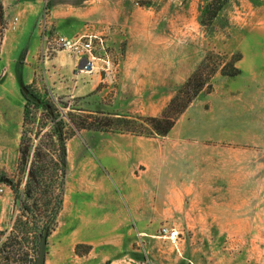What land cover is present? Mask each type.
Returning a JSON list of instances; mask_svg holds the SVG:
<instances>
[{
  "label": "rangeland",
  "instance_id": "1",
  "mask_svg": "<svg viewBox=\"0 0 264 264\" xmlns=\"http://www.w3.org/2000/svg\"><path fill=\"white\" fill-rule=\"evenodd\" d=\"M164 1L138 2L141 6H151L157 15ZM173 1L179 5V16L191 12L194 15L192 27L180 33L178 51L175 53H171L169 47L165 50L164 47L144 46L138 42H134L128 50L126 41L117 45L115 50L110 42L95 40L94 67L79 75H59L53 68L54 54L41 52L38 57L34 79L25 85L26 92L33 95L36 101V104L27 107L28 115L22 127L21 136L29 148L27 161L22 165L18 163L13 172L1 173L0 176V187L5 197L0 201V242L16 236L23 251L29 254L25 264L35 263L39 238L43 233L39 231L53 213L48 212L51 204L45 210L41 204L48 198L57 197L61 179L62 201L48 235L51 231H73L76 228L78 231H93L96 207L105 203L108 189L114 188L117 199L124 185L140 181L145 185L148 200L155 197L152 192L160 187L155 185L160 183L165 189L174 178L173 165L176 163H172V155L178 149H185L187 144L208 143L210 147L218 149L237 147L248 152L249 163L253 150V153L257 152L259 165L264 166V92L251 90L249 75L252 11L255 9L256 13L258 9L260 16H263L264 0ZM219 4L220 9L211 18V13ZM150 13L148 31L152 23L156 30L163 31L166 28L163 14H158L156 21H152ZM68 53L73 55L72 52ZM202 62L207 66L204 75L215 68L208 84L177 116L167 134L154 133L146 126L145 119L158 117L180 85ZM231 62L240 70L235 76L225 74L231 71ZM64 82L66 91L59 93V84ZM119 115L132 119L134 129L144 134L94 128L101 125L100 119ZM186 120L198 121L207 135L216 138L225 133L227 139L221 142L218 139L181 140L182 124ZM217 122H221V125ZM81 125H92L93 128H81ZM59 132L65 138L67 150L66 173L61 176L57 164ZM230 137L238 140L235 142ZM42 145L49 151L44 153L46 162L51 163V185L48 197L40 201L41 204L33 207L29 203L33 211L31 215L24 213V191L30 180L28 170L33 154ZM51 159L54 160L51 162ZM39 165L37 162L36 166ZM258 176L257 186L244 189V200L249 199V203H244L243 207V220L240 223L243 231H224L227 227H235L234 221L228 225V221L220 219L186 221L191 226L196 224L211 231L206 242V254L212 258L209 264H234V260L224 258V251L235 240L238 244L237 264H264V169L260 168ZM217 193L210 198L218 200L221 196ZM215 207L212 208V215L218 216L220 206ZM117 222L124 227L121 221ZM186 222L163 218L146 220L142 224L146 230L154 231L156 236H165L162 228L176 231V225L180 223L181 227L186 228ZM127 223L135 227L134 221ZM152 238L155 241L158 237ZM144 242L136 241L125 257L122 252L117 253L121 259L116 260L115 264H161L158 253L151 252L148 242L147 245ZM85 250V246L77 248L81 253ZM6 252L11 253L10 264H22L17 244L7 247ZM47 253L45 264H62L57 243L51 244ZM4 254L0 253V264H6ZM85 258L83 261L87 264L93 261ZM81 261L72 253L71 264H82Z\"/></svg>",
  "mask_w": 264,
  "mask_h": 264
},
{
  "label": "crops",
  "instance_id": "2",
  "mask_svg": "<svg viewBox=\"0 0 264 264\" xmlns=\"http://www.w3.org/2000/svg\"><path fill=\"white\" fill-rule=\"evenodd\" d=\"M138 1L0 0V176L1 173L13 172L18 166L26 103L22 87L34 79L38 69L36 61L43 53L40 15L44 8L48 11L46 30H56L66 38L94 35L100 43L110 42L115 50L117 45L126 41L128 50L129 46L138 42L144 46L164 47L165 50L169 47L171 53L177 52L180 33L187 32L193 25V13L179 16V5L173 0H165L156 15V10L151 6H141ZM149 12L152 21H156L158 14H163L167 29L156 30L152 23L148 31ZM13 17L17 18L15 29H4L5 21ZM53 59V68L59 75H79L84 72L78 69L81 58L68 51L54 53ZM249 75L251 90L263 93L264 15L260 16L258 9L256 13L255 9L252 11ZM65 91L66 83L59 84L58 92ZM217 124L221 125V122ZM182 125L181 140L218 139L221 142L227 139L225 133L216 138L207 135L202 125L195 120H186ZM230 138L235 142L238 140ZM198 144H187L185 149H178L172 155L171 161L176 163L173 165L174 178L165 189L160 183L155 185L160 186L152 192L155 197L148 200L145 185L140 181L124 185L117 199L114 188L108 189L105 203L96 207L93 231H78V228L73 231H51L47 236L45 260L48 247L57 243L62 264H71L72 253L75 258L82 259V264H87L83 261L85 257L93 260L89 264H115L116 260L121 259L117 253L122 252L125 257L134 243L141 240L146 245L148 242L151 252L158 253L161 264L211 263V256L206 254V242L211 231L196 224L191 226L186 221L220 219L228 221L226 225L234 221L235 227H227L224 231H243L240 228L243 207L244 203H249V199L244 200V189L257 186L260 168L264 169V166L259 165L257 152L253 153V150L249 163L248 152L237 147L218 149L210 147L208 143ZM216 192L221 197L212 200L210 196ZM4 199L3 194H0V201ZM218 205L219 215H212V208ZM163 218L185 221L187 227L177 223L176 236L171 240L167 236H156L154 231L143 227V221ZM117 220L124 227H120ZM131 220L135 227L127 223ZM146 237L151 239L147 241ZM152 237L158 238L152 241ZM235 241L233 245L225 247L224 258L234 260V264H237L238 244ZM80 246H85L84 253L77 251Z\"/></svg>",
  "mask_w": 264,
  "mask_h": 264
},
{
  "label": "trees",
  "instance_id": "3",
  "mask_svg": "<svg viewBox=\"0 0 264 264\" xmlns=\"http://www.w3.org/2000/svg\"><path fill=\"white\" fill-rule=\"evenodd\" d=\"M214 2V0H213ZM212 4V3H210ZM221 4L217 5L215 10L211 13L210 17H215L217 14V11L220 9ZM201 22V21H200ZM202 62L191 74L190 76L185 80L183 84L180 85L175 95L171 98V100L168 102L166 107L162 110L161 114L158 117H147L145 119L146 126L151 129L154 133L158 135H165L168 133L170 128L173 126V123L177 116H179L186 107L190 104V102L198 96V94L203 90L206 84L209 82V78L211 77L212 73L214 72L213 68L211 70L210 74L204 75V69L207 67ZM204 65V66H203ZM229 66L231 67V71L228 73H225L228 76H235L240 73V70L236 67H234V62L229 63ZM210 86V85H208ZM26 87V86H25ZM26 103H25V109H24V122L23 125L26 122L27 119V107L30 104H36V101L33 99L28 98L25 93L22 91ZM38 101V100H37ZM101 120H104V122ZM101 125L99 127L94 128H109L116 132H131L135 134H144V132L140 130H135L134 127L135 122L132 119H128L126 116H115V117H105L104 119H100ZM92 125H81V128H93ZM102 126V127H101ZM62 134L60 132L57 134V140L59 141V149H58V171L62 175H65L66 173V148H65V138L61 137ZM26 141H24L23 136H21L20 145H19V164L22 165L27 161V155H28V146H26ZM43 147V145H42ZM36 148L33 159L30 164V168L28 170V180L25 191H24V213L31 214L32 210L31 207H37L44 198L48 197V189L51 185V175L49 174V171L51 170L50 164L46 161V154L45 151H48V148L45 146L43 148ZM49 152V151H48ZM54 159H51V162ZM39 163L41 165L36 166V163ZM58 195L57 197H53V199L48 198L47 201H43L41 205H44V210L51 204L52 207L48 210V212L53 211L52 215L48 219L47 222L43 224L41 227L40 233L43 232L42 230H46L48 233L50 232L51 228L50 225L53 223L56 212L58 209H60L61 205V194L63 190V184L62 179L60 183L58 184ZM29 203H32L30 206ZM29 216V215H28ZM1 235V232H0ZM9 244V245H8ZM18 245V250L20 251L19 254V260L22 262V264H25V262L28 261V251H23V246L18 241L16 236L9 237L5 242H0V253H5L3 258L6 260V264H10L11 253L6 252L7 247H14V245Z\"/></svg>",
  "mask_w": 264,
  "mask_h": 264
},
{
  "label": "built area",
  "instance_id": "4",
  "mask_svg": "<svg viewBox=\"0 0 264 264\" xmlns=\"http://www.w3.org/2000/svg\"><path fill=\"white\" fill-rule=\"evenodd\" d=\"M48 23V11L46 7L42 12V49L45 55H53L58 51H69L72 52L75 56L81 58L79 64L80 71H87L94 67V62L96 57L94 55L95 46L94 41L97 39L94 35H79L72 38H66L63 35L46 30V25ZM17 24V18L13 17L5 21L3 28L4 29H15ZM3 188L0 187V194H2ZM162 232L165 236H168L170 239L176 235V231L167 230L162 228Z\"/></svg>",
  "mask_w": 264,
  "mask_h": 264
},
{
  "label": "water",
  "instance_id": "5",
  "mask_svg": "<svg viewBox=\"0 0 264 264\" xmlns=\"http://www.w3.org/2000/svg\"><path fill=\"white\" fill-rule=\"evenodd\" d=\"M2 34V13H1V7H0V38ZM22 91L25 93V95L30 98V99H35L33 95L28 94L26 92V87H22ZM47 236L48 232L45 230L41 234L39 238V246H38V253H37V258L35 260L34 264H44L45 263V254H46V245H47Z\"/></svg>",
  "mask_w": 264,
  "mask_h": 264
},
{
  "label": "bare ground",
  "instance_id": "6",
  "mask_svg": "<svg viewBox=\"0 0 264 264\" xmlns=\"http://www.w3.org/2000/svg\"><path fill=\"white\" fill-rule=\"evenodd\" d=\"M171 238H174V235Z\"/></svg>",
  "mask_w": 264,
  "mask_h": 264
}]
</instances>
